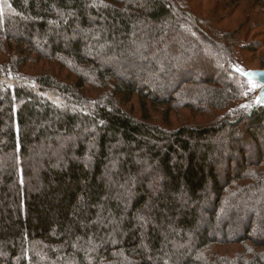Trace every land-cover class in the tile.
<instances>
[{"label":"trees","instance_id":"obj_1","mask_svg":"<svg viewBox=\"0 0 264 264\" xmlns=\"http://www.w3.org/2000/svg\"><path fill=\"white\" fill-rule=\"evenodd\" d=\"M241 68L264 0H0V264H264Z\"/></svg>","mask_w":264,"mask_h":264},{"label":"rangeland","instance_id":"obj_2","mask_svg":"<svg viewBox=\"0 0 264 264\" xmlns=\"http://www.w3.org/2000/svg\"><path fill=\"white\" fill-rule=\"evenodd\" d=\"M221 1V0H220ZM224 2L226 0H223ZM219 2V0H218ZM210 6H211V2H210ZM240 10L242 11L243 10V7L240 8ZM241 13V12H239ZM238 15V14H237ZM236 15V16H237ZM236 16H234V18H230L228 20H225L223 22H227L226 26H232L235 21L237 20ZM178 52L174 53V55H177ZM253 62V61H252ZM251 62V63H252ZM252 67H256V64L255 62H253L251 64ZM243 76H246L247 80L250 82V88L249 90L247 91V94H246V100H244V102L241 104L240 107H244V106H252L253 104H264V102H260V97H261V91L263 89V87L258 83L256 82L255 80H253L252 78H250V72L248 70H245V69H242L241 70H238ZM253 71V70H252ZM151 78V77H150ZM196 79V78H195ZM137 107H138V104L136 103L135 104ZM185 112V115H187V117H185V119H188L190 118V113L187 112V111H184ZM174 119V118H173ZM193 122H200L201 121V118H198L196 117V119H193L192 120ZM180 122L179 121H175V126L178 125Z\"/></svg>","mask_w":264,"mask_h":264},{"label":"water","instance_id":"obj_3","mask_svg":"<svg viewBox=\"0 0 264 264\" xmlns=\"http://www.w3.org/2000/svg\"><path fill=\"white\" fill-rule=\"evenodd\" d=\"M249 72H250V78L258 82L263 87L261 91V96H262V93H264V70H255ZM244 77L246 78V76Z\"/></svg>","mask_w":264,"mask_h":264},{"label":"snow or ice","instance_id":"obj_4","mask_svg":"<svg viewBox=\"0 0 264 264\" xmlns=\"http://www.w3.org/2000/svg\"><path fill=\"white\" fill-rule=\"evenodd\" d=\"M259 99H260V102H264V93H262V96Z\"/></svg>","mask_w":264,"mask_h":264}]
</instances>
